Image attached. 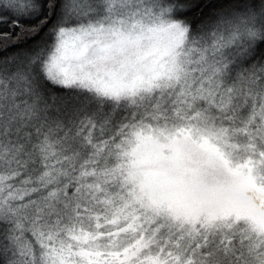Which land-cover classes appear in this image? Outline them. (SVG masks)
Segmentation results:
<instances>
[{
	"label": "snow or ice",
	"instance_id": "6c2138e0",
	"mask_svg": "<svg viewBox=\"0 0 264 264\" xmlns=\"http://www.w3.org/2000/svg\"><path fill=\"white\" fill-rule=\"evenodd\" d=\"M0 264H264V0H0Z\"/></svg>",
	"mask_w": 264,
	"mask_h": 264
}]
</instances>
